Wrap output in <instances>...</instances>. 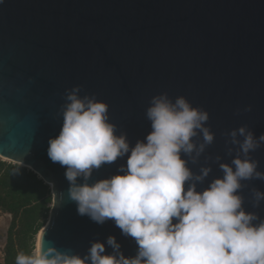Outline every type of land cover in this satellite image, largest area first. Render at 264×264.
<instances>
[{
    "label": "water",
    "instance_id": "1",
    "mask_svg": "<svg viewBox=\"0 0 264 264\" xmlns=\"http://www.w3.org/2000/svg\"><path fill=\"white\" fill-rule=\"evenodd\" d=\"M96 95L109 104V122L134 146L151 131L146 110L154 96H184L209 113L215 139L197 163L212 172L203 190L231 163L238 147L230 133L247 126L264 134V0H3L0 3V158L30 169L52 185L53 206L41 248L85 255L91 243L126 257L137 253L132 237L114 220L103 224L80 215L69 197L66 166L48 156L59 135L67 90ZM249 107L251 110L249 111ZM197 142L202 140L198 136ZM243 139V137H241ZM232 148V155L228 149ZM209 157L211 159H209ZM264 172V145L251 153ZM127 157L94 170L90 183L117 174ZM83 182V178H78ZM243 207L264 220V201L254 206V188L242 182Z\"/></svg>",
    "mask_w": 264,
    "mask_h": 264
},
{
    "label": "clouds",
    "instance_id": "2",
    "mask_svg": "<svg viewBox=\"0 0 264 264\" xmlns=\"http://www.w3.org/2000/svg\"><path fill=\"white\" fill-rule=\"evenodd\" d=\"M81 90L80 85L67 90L62 127L48 142V156L66 166L78 214L99 224L114 220L123 235L134 238L137 253L126 257L109 236L111 254L99 241L83 256L37 246L30 254L19 253L15 264H264V220L254 223L259 217L244 209L239 191L243 181L264 180L259 161L251 157L264 145V134L256 137L247 126L226 133L238 146L236 155L231 163L217 156L223 175L198 190L212 168L202 166L195 173L185 157L197 163L214 142L206 110L184 96L174 102L167 93L154 96L146 110L151 131L133 146L127 133L118 135L109 122V104L96 95L81 96ZM198 136L200 142L194 139ZM124 157L117 174L89 182L94 170ZM252 193L259 207L264 192L254 188Z\"/></svg>",
    "mask_w": 264,
    "mask_h": 264
},
{
    "label": "trees",
    "instance_id": "3",
    "mask_svg": "<svg viewBox=\"0 0 264 264\" xmlns=\"http://www.w3.org/2000/svg\"><path fill=\"white\" fill-rule=\"evenodd\" d=\"M51 203L49 186L36 174L0 161V209L12 216L0 264H15L19 253L33 252L35 238L49 218Z\"/></svg>",
    "mask_w": 264,
    "mask_h": 264
},
{
    "label": "rangeland",
    "instance_id": "4",
    "mask_svg": "<svg viewBox=\"0 0 264 264\" xmlns=\"http://www.w3.org/2000/svg\"><path fill=\"white\" fill-rule=\"evenodd\" d=\"M0 161L5 162L6 164H12V165H16L15 163L11 162L10 160L4 159V158H0ZM19 166V165H17ZM21 168H25L24 166H19ZM28 171L32 172L30 169L26 168ZM39 179L40 177L37 176ZM45 183V182H44ZM46 184V183H45ZM47 185V184H46ZM50 190H51V196H52V203L49 205L51 208L53 206V194H52V185H48ZM50 216V214H49ZM49 218L46 220L48 222ZM12 221V216H10L9 214L3 212L0 209V254L3 253L4 251V247H5V242H6V237H7V232L9 230L10 224ZM46 222V224H47ZM37 248V236L35 238V242H34V249L33 251ZM3 258L0 255V262H2Z\"/></svg>",
    "mask_w": 264,
    "mask_h": 264
},
{
    "label": "bare ground",
    "instance_id": "5",
    "mask_svg": "<svg viewBox=\"0 0 264 264\" xmlns=\"http://www.w3.org/2000/svg\"><path fill=\"white\" fill-rule=\"evenodd\" d=\"M49 222H50V220H48L47 224L41 229V231L37 235V246H40V247L42 246V240L46 234Z\"/></svg>",
    "mask_w": 264,
    "mask_h": 264
},
{
    "label": "built area",
    "instance_id": "6",
    "mask_svg": "<svg viewBox=\"0 0 264 264\" xmlns=\"http://www.w3.org/2000/svg\"><path fill=\"white\" fill-rule=\"evenodd\" d=\"M11 216V215H10ZM1 256H2V258L4 257V254L2 253V254H0Z\"/></svg>",
    "mask_w": 264,
    "mask_h": 264
}]
</instances>
